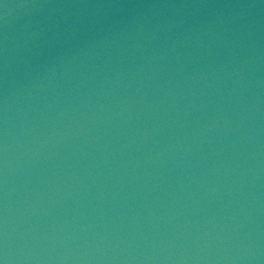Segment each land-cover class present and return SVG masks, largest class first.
Instances as JSON below:
<instances>
[{
  "label": "water",
  "instance_id": "obj_1",
  "mask_svg": "<svg viewBox=\"0 0 264 264\" xmlns=\"http://www.w3.org/2000/svg\"><path fill=\"white\" fill-rule=\"evenodd\" d=\"M4 264H264V0H0Z\"/></svg>",
  "mask_w": 264,
  "mask_h": 264
},
{
  "label": "clouds",
  "instance_id": "obj_2",
  "mask_svg": "<svg viewBox=\"0 0 264 264\" xmlns=\"http://www.w3.org/2000/svg\"><path fill=\"white\" fill-rule=\"evenodd\" d=\"M0 264H4V261L0 260Z\"/></svg>",
  "mask_w": 264,
  "mask_h": 264
}]
</instances>
